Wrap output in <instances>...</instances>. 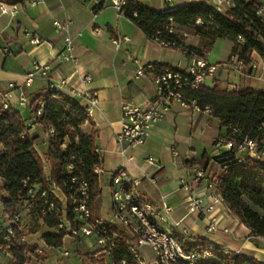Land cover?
<instances>
[{
    "label": "crops",
    "instance_id": "obj_1",
    "mask_svg": "<svg viewBox=\"0 0 264 264\" xmlns=\"http://www.w3.org/2000/svg\"><path fill=\"white\" fill-rule=\"evenodd\" d=\"M99 1L27 0L24 6L0 2V91L7 93L9 102L29 127V133L35 137L36 151L43 158L48 150L46 130L42 124H32L34 115L30 106L18 103L20 91L30 101L45 91L46 81L41 77H35L28 86L25 85L26 74L33 61L50 65L49 79L54 83L69 77V82L57 91L83 108L88 103L86 93H95L98 98L90 118L97 131L95 146L101 157V168L107 174L100 190V203L106 200L107 205L105 211L99 209V217H106L112 208L108 173L123 168L132 177L140 179L137 190L146 201L159 210H162L163 203L171 207L162 220L164 229L178 233L175 223L179 222V229L185 230L188 236L214 241L228 250L255 258L264 264V236L254 234L224 202H217L207 214L188 212L191 195L202 196L204 205L211 201L206 198L211 191L206 188L205 179L193 184L189 191L184 190L182 185L193 174L186 161L202 159L200 165L207 166L208 172L216 174L218 171L217 157L221 151L219 141L224 132L218 117L204 109L196 110L175 103L152 128L144 144L130 147L126 141L118 142L116 135L122 123L121 106L125 103L145 106L154 96L152 74L147 72L137 76V68L154 62L184 69L197 55H187L179 47L166 46L149 38L119 13L113 0H102L101 9L95 11L94 6ZM138 1L156 11L172 9L191 1L218 5V0ZM255 1L264 4L261 0ZM2 5H16L17 8L14 13H1ZM55 21L69 23L57 28ZM30 37L37 38L39 42H32ZM67 37L71 39L75 60H66L61 55ZM124 37L128 41L115 46L113 38ZM183 38L189 47L200 46V37L191 31L184 32ZM231 48L230 41L227 59L218 62L221 66L216 75L206 78L202 86L213 88L217 84L222 90L228 91L246 88L264 90L261 57L253 52L251 58L255 60L256 67L247 68V73L243 74L236 71L229 61ZM208 55L209 52L205 55L207 59ZM86 74L91 75L88 82L82 80ZM11 83L13 87H10ZM240 85L244 86L239 88ZM85 128L89 130L90 125L86 124ZM149 157L154 159V164L146 162ZM43 169L49 179L50 164L44 161ZM213 191L216 192L215 189ZM54 192L64 203L66 199L62 192L57 189ZM4 197L0 179V225L9 223L2 205ZM20 216L24 224L23 241L36 245L42 256L39 260L28 256L27 264H98L104 257L108 259L96 244L95 236L82 240L65 236L60 247L48 246L43 236L57 234L58 229L47 226L40 217L26 211H22ZM212 217L215 218V229L208 230ZM88 248L91 250L87 251ZM64 251H68V255H64ZM87 252L93 255L87 256ZM101 253L105 256H101ZM142 253L146 260L153 262L154 255L149 247L144 246ZM106 259L103 260L105 263ZM0 264L14 263L8 256H1Z\"/></svg>",
    "mask_w": 264,
    "mask_h": 264
},
{
    "label": "trees",
    "instance_id": "obj_2",
    "mask_svg": "<svg viewBox=\"0 0 264 264\" xmlns=\"http://www.w3.org/2000/svg\"><path fill=\"white\" fill-rule=\"evenodd\" d=\"M26 1L0 0L1 3L23 6ZM233 3L224 12L204 1H191L172 9L156 11L138 0H125L119 13L149 38L186 50L187 55L205 57L216 39H228L232 42L230 56H237V60L247 67L253 52L264 58V20L256 15V9L261 4L255 0H233ZM102 5L103 1L100 0L94 10L98 11ZM186 31L200 37L199 47L192 48L185 44L183 37ZM188 95L196 98L200 109L208 107L210 113L220 119L224 130L220 146L230 138L231 128L234 126L240 128L242 135L259 142L264 140V90L246 88L228 91L215 84L213 88L201 85L188 92ZM39 108L41 112L37 115ZM30 110L39 124L44 128L50 125L55 132L48 139V150L43 158L36 151L35 137L29 133L19 111L13 108L9 112L0 105V179L5 194L2 205L13 228L8 257L14 264H27L28 256L38 260L42 257L37 252L36 245L23 241L22 211L40 217L49 227H56L59 223L58 216L39 213L40 207L44 205V198H40L39 193L34 205L22 207L27 193L24 180L37 184L40 190H46L48 198L57 201L59 205L52 189L53 186L62 187L70 206L71 198L61 182L69 181L72 175L81 173L88 183V207L92 222L99 217L100 209V184L94 168L101 165V157L95 151V124L86 115L85 109L57 90H45L31 99ZM86 124L90 125L89 130L85 128ZM239 139L240 137H235V140ZM224 151L221 149V154L217 157L218 171L213 187L245 226L254 234L264 236V160L246 157L238 162L233 157H225ZM66 156L75 165L72 172L67 170L69 162L65 160ZM44 161L51 166L49 179L44 174ZM202 163V159L185 162L189 168ZM16 214H19L20 220L13 222ZM69 217L71 218V214ZM115 231L104 224L95 226L97 236L111 238ZM65 235V230H60L57 234H45L43 239L48 246L60 247ZM174 235L186 244L179 233L175 232ZM203 244L204 239H201L193 243L192 247ZM186 247L187 250L192 248L188 245ZM211 252L215 259L204 264H262L255 258L225 251L220 245L212 248ZM122 260L127 264H138L124 241L117 239L110 249L106 263L101 260L98 264H120Z\"/></svg>",
    "mask_w": 264,
    "mask_h": 264
},
{
    "label": "built area",
    "instance_id": "obj_3",
    "mask_svg": "<svg viewBox=\"0 0 264 264\" xmlns=\"http://www.w3.org/2000/svg\"><path fill=\"white\" fill-rule=\"evenodd\" d=\"M124 2L125 0H113V4L118 10H120ZM221 5L233 6L234 3L233 0H218V5L216 6L218 10L221 9ZM16 8V5H12L11 7L2 5L1 13H14ZM256 15L264 20V4L257 7ZM54 24L57 28H63L66 25L60 21H55ZM30 38L34 43L39 42L35 37ZM122 41H128V38H113L115 46H119ZM161 44L167 46L166 43ZM183 52L186 53V50ZM61 55L66 60H75L72 52V42L68 37L65 38V49ZM229 61L233 63V68L238 72L247 68L253 69L256 67V62L252 58L247 67L241 61L237 60V56H230ZM260 62L262 69H264V58H261ZM220 66V63H211L206 57L199 56H195L191 64L184 69L163 65L158 66L154 62H148L145 65L139 66L136 71L137 76H143L147 72L152 74L154 96L145 106L129 103L121 106L122 123L116 135L118 142L126 141L130 147H137L144 144L152 128L175 103L201 110L196 98L188 95V92L203 85L206 78L214 77ZM49 71L50 65L48 63L33 61L31 69L26 74L25 85L28 86L35 77H41L46 81L45 90L50 91L58 90L69 82V77L62 78L57 83L52 82L49 79ZM90 79V74H86L82 78L84 82H88ZM13 86L14 84L11 83L10 87ZM85 95L88 103L84 109L86 115L90 117L93 109L97 106L98 98L95 93L88 92ZM18 103L21 106H30V100L23 91L19 93ZM0 105L9 112L13 109V105L8 100L7 93L1 91ZM204 110L208 113L211 112L208 107ZM40 112L41 110L39 108L36 112L37 115H40ZM37 123V119L34 116L32 124ZM45 130L48 139L55 133L53 127L50 125L46 126ZM235 137H240V139L235 140ZM220 147L225 150V157H233L238 162H241L246 157L264 160V140L259 142L256 139L249 138L247 135H242L240 128L237 126L231 128L230 138L223 142ZM95 151L98 152L97 148H95ZM65 160L69 162L67 165L68 172H72L75 168L74 163H72L71 158L68 156L65 157ZM146 162L149 164L155 163L154 159L150 157L146 159ZM192 171V177L183 183V189L189 191L193 184L205 179L207 184L206 188L211 191L206 198L211 201L204 205L202 196L191 195L188 201V212L207 214L214 209V205L217 202H224L220 194L213 191L216 174L208 172L207 166L201 165L194 166ZM94 173L98 176L101 190L104 177L107 174L101 168V165L95 166ZM108 179L112 208L106 217H98L94 222L90 220L88 183L81 173L72 175L69 181L64 180L61 182L71 198L70 206H68V198L62 187L53 186L52 189V194L60 202L59 205L57 201L48 198L46 190H40L37 184L24 180L23 185L27 187V193L23 199L22 207L34 205L37 200V194L39 193V197L44 198V205L40 207L39 213L58 216L59 223L56 226L58 231L65 230V236L77 240L95 236L96 244L107 256L110 254V249L114 245V241L121 239L138 264H204L206 261L215 259L211 249L218 244L214 241L204 239L202 246L193 248L192 244L201 239L188 236L185 230L179 229V222L175 223V227L178 233L186 240V244L179 241L173 232H169L163 228L162 220L164 215L171 210V207L163 203L162 210H159L153 204L146 201L137 190L140 182L139 178L132 177L125 169L119 168L108 173ZM54 189L60 190L65 196L66 200L64 203L54 192ZM70 214L71 218L69 217ZM19 220V214L14 215L13 222H18ZM103 224L110 229L116 230L111 238L96 235L95 226ZM213 229H215V218L212 217L208 225V230ZM12 238L13 228L11 223L0 226V242H2L0 244V257L4 255L9 256ZM186 245L192 248L187 250ZM144 246L149 247L153 252L154 259L152 263L146 260L142 253ZM221 247L225 251H231L223 246ZM63 254L68 255V251H64ZM120 264L127 263L122 260Z\"/></svg>",
    "mask_w": 264,
    "mask_h": 264
},
{
    "label": "rangeland",
    "instance_id": "obj_4",
    "mask_svg": "<svg viewBox=\"0 0 264 264\" xmlns=\"http://www.w3.org/2000/svg\"><path fill=\"white\" fill-rule=\"evenodd\" d=\"M261 2H264V0H261ZM226 9H227L226 5H221V10L223 12ZM229 50H230V41L228 39H218V40H216V42L213 43V45L211 46L210 50L208 51L209 52L208 60L211 63H218L219 61L226 60L228 55H229ZM240 73L246 74L247 73V69L242 70ZM243 86L244 85H240L238 87L240 88V87H243ZM234 88H237V87H234ZM234 88H232V89H234ZM106 205H107V201L106 200H103L102 204L100 203L101 211H105ZM86 250L88 251V250H91V249L88 248ZM86 255L87 256H92L93 254L87 252ZM100 255L101 256H105L104 253H101ZM105 259H106V257H104V259H102V261L105 260ZM108 264H110V263H108Z\"/></svg>",
    "mask_w": 264,
    "mask_h": 264
}]
</instances>
